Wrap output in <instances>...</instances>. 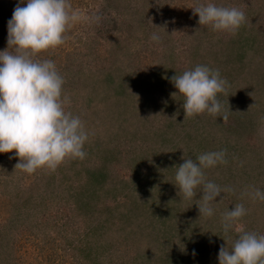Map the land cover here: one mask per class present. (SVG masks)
<instances>
[{
	"label": "trees",
	"instance_id": "1",
	"mask_svg": "<svg viewBox=\"0 0 264 264\" xmlns=\"http://www.w3.org/2000/svg\"><path fill=\"white\" fill-rule=\"evenodd\" d=\"M173 1L171 0V10L167 11L165 0H161V4L159 2L150 4V1L143 3L134 2L131 7L132 12L129 10L131 15L119 21L118 30L121 33L124 30L123 27L131 28V26L133 30L136 29L138 26L137 17L142 10H147L145 14L155 15L160 21H164V17H167L168 13L169 18H173L172 24L174 25L178 21L179 15L185 12L183 10H191L192 7L182 3V1L188 0ZM229 1L231 2V0L224 1L222 5L230 7ZM26 2L27 0H24L21 6H26ZM18 3H20V0H0V28L2 29L3 25L6 32L7 22L11 19L13 10ZM214 3L217 5V1ZM118 5L123 6L120 0H117ZM125 6L128 7L127 5ZM196 18L197 15L191 18L192 22L190 24L192 27L195 26V23L198 24ZM256 21L249 22L248 17H245V21L234 34L226 31H223L222 34L216 33L217 31L213 30L210 25H203L209 28L205 36L216 35L213 37L215 40L206 41L205 39H200L204 44L202 42L195 44L193 41L188 47L189 50L186 47H181V55L174 53L173 50L176 46L170 45V41H165L168 47H162L161 51L150 50L152 57L143 67L139 65L141 61L138 58L135 59L137 55L132 51L130 57L133 61L131 65L133 68L127 69V74L125 71L123 73V70L118 75L116 71L112 72L109 69L103 71V82L116 83L113 85V92L101 96L104 97V101L112 96L115 99H122L120 107H116L118 113L113 119L115 124L118 125L116 128L117 133L124 131L122 137L114 141L113 153L111 152V156L107 157L106 162L108 164L112 163L117 157L119 150L129 146L131 150L129 151L135 153L133 172L129 177L131 180L122 177L120 179L111 177L107 171L108 164L104 162H99L100 165L103 164V167L97 168L94 166L91 168L86 166V164L83 165V163L80 164L81 166L76 167V164L71 165L67 162L69 160H64L54 171L42 167L38 169V172L32 173L31 176L35 175L34 179L35 181L37 180L32 187L31 183L24 186L20 182H15L14 187L21 190L23 198L25 196L27 198L22 201L21 205L17 202L14 211H12L11 207L15 202L7 191L10 181L5 179L11 176L9 174L10 170L4 164L9 161L11 156V153L8 152L5 156L0 155V159L3 162L2 166H0V178L3 176L0 182V211L9 212L10 220L16 222L19 220L18 218L22 217L21 215H28L32 212L35 206L34 202L37 203V199L31 196L40 195L48 200L56 201L58 199H66L70 202L71 200L74 204V207H71V215L74 218L79 217L82 220L79 224L84 223L88 230V233H86L88 238L85 234L82 236V238L87 239L88 245L83 244L72 248L73 261L67 262L68 260L63 258V264H125L124 260L122 262L118 261V258L124 256L123 253L119 255L118 249H114L113 255L116 254L112 256V253L107 248V245L114 244V240L115 242L119 241L120 247L128 255L126 264H219L218 253L220 247L226 246L231 249L241 229L254 232L257 236H260L258 233L259 228L264 227V200L254 197V192L256 189L264 192V188L261 185L259 173L253 175L251 172L248 173V168L245 172H242L241 169L246 163L243 156V146L249 147L250 144V142L245 141V137L242 135L247 136L249 132L263 123L260 120V101L256 99L248 100L247 98H251L253 95L260 97V92L263 93L264 87H260V80L264 83V73L257 75L254 67L251 68L253 73H246V75L240 77L234 86L230 84L233 72L238 71L240 68L242 69L244 60L248 57L252 61V58H254V55L252 53L249 54L246 49L247 46L252 47L256 41L252 35ZM261 24L259 23V25ZM158 25L161 24L158 23ZM157 27V25H153L149 30L155 29L158 31ZM7 35L8 33L2 41L4 43L2 50L7 47ZM164 35L168 36L169 34L166 33ZM225 35L230 38L226 39ZM235 35L238 38H231ZM146 39L147 37L145 39L144 37H138L135 42H137L138 47L141 46L140 48H142ZM183 39L184 36H182V42ZM127 42L120 41L118 38L113 41L116 46L113 50L111 49V52L122 61L126 58V61H130L128 58L129 53L127 52L128 48L131 49L132 46L127 45ZM152 42L156 41L152 40ZM124 48L126 50L122 53ZM167 50H171V52L168 56H165ZM10 51L13 50L10 49ZM58 55L50 48L37 54L34 59L51 60L55 63ZM181 56H183V59ZM74 57L72 56L71 62L76 60ZM142 58L144 60L143 56ZM84 60L86 61V59ZM180 60H183L181 63L184 65L178 67ZM261 60L264 71V57H261ZM81 62H83L82 59H79L77 65L79 70L83 68V65L79 64ZM197 65H204L211 70H218L220 78L226 81L224 94L221 95L223 92L217 94V99L222 105V112L226 113L233 106L231 104L235 102V107L233 108H236V117L239 122L236 121L233 132H229L230 130L228 129L227 132L223 133L222 136L225 135L224 140H226L225 144L222 146L219 143L222 138L218 139L217 137L218 130L215 128L214 123L217 115L209 114L205 111L202 114L188 116L181 109L180 112L171 111L172 114L180 113V115H162L160 126L164 128L163 131L165 132L159 131V127L153 128L154 131L159 132L146 136L142 142L139 140V145L136 144L138 147H134L133 144L135 142L130 141L128 135L132 129H135V125L131 123L133 121H130L132 116L129 115L130 111L129 113L128 111L125 112L126 109L128 110L129 106H133L137 101L145 98L148 92L152 93L153 91L161 92L159 97L154 93L156 98L158 97L159 101L162 104L164 103L159 108L162 109L164 107V111L170 106L177 109L176 106L178 104L183 105L185 98L178 93V90L171 82V77L175 74L181 75L184 71L194 69ZM67 70L75 72V70L71 71L69 64ZM57 71L64 80L62 99L78 92L77 99L67 100L66 103L69 102L70 106L65 104V111H70L73 115L79 116L85 126L88 139L83 146V150L86 152L87 158L94 157V160L96 159L95 157L99 160L106 158V156H98V153L102 152V147L108 143L100 136V131L95 125L97 120L93 119L90 115L92 113L88 111L92 108L91 103L95 99L99 100L100 98V95H94V91L99 93V86L89 89L85 87L87 83L83 81L85 85L82 83L83 85L81 84L79 87H67L68 84L72 85L73 83L71 81L67 83L66 68L58 67ZM97 74L98 76L100 75L99 73ZM125 75L129 76L124 77ZM250 85L255 86L253 91L248 90ZM80 88H83L84 94H87L85 97L87 106L84 107H80V104L73 106L76 102L80 103L78 101L82 93ZM149 105L138 106V109L136 107V112L133 115H143L142 113L147 108H151L152 104L150 103ZM127 106L128 108L124 110L123 107ZM246 108L249 109V112L251 111L253 121L251 126L246 124L243 127V116ZM208 125L210 126L209 128L206 127ZM219 127L221 131L223 130L222 128L227 129L226 124H219ZM145 129L146 134L153 132L151 129ZM211 136H215L218 141L214 147L212 146L214 143L210 139ZM221 150L225 152L224 159L226 162L218 163L212 169L206 168L207 170L209 169V179H206V181L214 182L222 190L220 196L216 197L218 198L216 209L211 203L213 215H200L198 206L202 203L198 200L202 198L201 195H196L193 199L184 198L181 200V198L166 194L165 189L169 183H172L173 189L179 192L175 174L177 167L184 162L183 157L185 159L191 158L195 161L203 153ZM248 156L249 161L251 156L254 162L256 158H260V156H255V158L252 155ZM117 158L119 159V157ZM166 173H168L170 181L166 180L163 183ZM146 178H148L147 181ZM110 182L114 183V185H111L110 189L106 190L105 187ZM229 188L232 191H226ZM30 193L31 196L28 198ZM135 193L141 195L140 198L134 195ZM96 195L98 197L96 202L99 203L98 207L95 203ZM142 196L147 197L142 199ZM237 204H243L244 208H246V214L240 218L241 220H237L243 223L244 227H238V222L235 221L236 226L232 222L228 232L225 233L224 213L228 210L231 211ZM10 211L13 212V217H10ZM248 213L251 214L248 215ZM163 225L172 226V232L176 236L167 234V230L163 228ZM156 230L163 231L161 234L163 238L157 235ZM180 237H184L183 240L185 242L183 244L180 243L182 241V239H179ZM162 241H169L170 245L167 246ZM110 257L115 262H112Z\"/></svg>",
	"mask_w": 264,
	"mask_h": 264
},
{
	"label": "rangeland",
	"instance_id": "2",
	"mask_svg": "<svg viewBox=\"0 0 264 264\" xmlns=\"http://www.w3.org/2000/svg\"><path fill=\"white\" fill-rule=\"evenodd\" d=\"M123 4V6L118 5L117 6V0H69L72 9L74 11H77L81 15V19L78 22L73 23L67 32L65 33L66 39L65 42L62 45H59L58 48L52 49L54 53L59 54L56 58V68L62 67L66 68V74L68 76L67 83L71 81L73 83L72 85H67V87L75 88L79 87L83 81H85L86 88H94L99 86V93L98 91H94V95H100L99 100L95 99L91 105L92 108L88 111L92 114H90L93 119H96L95 122L96 127L100 131V136L108 143L104 147H102V152L98 153V156H106V158L102 159H96L94 160V157L87 158L85 156L84 159L79 158H67L65 160L71 165L76 164V167L81 166L80 164L83 163V165L86 164V166L93 168L96 166L97 168L103 167V164H99V162H104L105 164H108L106 162L107 157H110L113 153L114 149V141L119 140L124 131H120L117 133V126L114 122V117L117 115L118 110H116V107H120L121 98L115 99L113 96L111 98H107L105 101L103 100V96L107 93L110 94L113 92L112 89H114V83L116 82H110L105 83L103 82L102 74L103 71L106 69H109L110 71L117 72V75L120 71L123 70V73L127 74V69L133 68L132 59L130 57V53L132 51L135 52L137 56H135V59L138 58L141 62L139 65L141 67L145 66L146 63H148L151 56V51H161L162 47L167 48L168 44L165 41H170V45L176 46V48L173 50L175 54L181 55L180 50L183 46L186 47L187 50H189L190 44L194 41L195 44H199L202 42L200 39H205L206 41L212 39L215 40L213 37L216 36H210L206 35V31L209 29L206 26L199 25L198 20L199 17L197 15V23H195V26H191V18L194 16L193 9L191 10H183L185 12H182L179 17L177 18L178 21L172 24L173 18H169L168 13L167 17H164V21H160L157 19L155 15H148L145 14L147 10H142L140 14H138L137 20H138V26L136 29L131 28H125L120 33L118 30L119 21L128 15H131L129 10L131 11V7L134 5V2L143 3L146 1H150V4H157L159 2L161 4V0H120ZM175 1V0H174ZM173 1V2H174ZM217 1L218 6H223L222 4L226 0H188V1H182V3H185V5H190L192 8H194L198 3H208L212 2L214 3ZM230 2V1H229ZM228 2V3H229ZM128 7H126L125 5ZM232 3V4H231ZM234 3V5H233ZM166 4V11L171 10V0H165ZM130 6V7H129ZM152 6V5H150ZM230 7H236L239 10L243 11L245 14V17H248V21H256L255 24V30L252 33V35L248 34L249 36L253 37L256 41L252 47L247 46V51L249 54L252 53L254 55V58H252V61H250V58L248 57L244 60V66L242 69L240 68L238 71L233 72V78H231L230 84L232 86L237 84V81L240 79V77L246 75V73H253L251 68L255 67L256 74L261 75L264 73L263 71V65L261 57H264V0H231ZM1 10V9H0ZM263 11V12H262ZM132 12V11H131ZM96 16H99L100 19L97 21L95 19ZM251 18V19H250ZM176 20V19H175ZM149 23L147 26L146 24ZM161 24V25H158ZM259 23H262L259 25ZM157 25L159 30H149L151 29V26ZM1 27V25H0ZM260 28V29H259ZM205 30V32H204ZM5 33V34H4ZM168 33L169 35L166 36L164 34ZM216 33L222 34L223 31H217ZM7 32L5 31L4 26L2 25V29L0 28V51L2 50V45L4 44L2 41L5 38ZM156 34L160 37L161 42H152V35ZM182 36H184L183 42L181 41ZM138 37H147V41L145 40V43L143 45H147L146 47H138L137 42H135V39ZM120 41H128L127 45H131V49L128 48V58L130 61H126V59H123V61L119 58H116L115 54L111 52L113 48L116 46L113 41L115 39ZM225 38H230L228 35H225ZM231 38H238V36H233ZM143 40V39H141ZM164 40V41H163ZM204 44V42H202ZM165 44V46H164ZM145 48V50H144ZM112 49V50H111ZM126 50V48L123 49L122 53ZM191 51V50H190ZM170 51H166L165 56H168L170 54ZM73 53V54H71ZM248 54V55H249ZM44 56V55H43ZM72 56H75L74 59H76L74 62H71ZM144 57V60L142 58ZM183 59V56H181ZM79 59H82L83 62L79 63L83 65L82 70H79L77 67ZM86 59V61L84 60ZM260 60V62H259ZM126 61V63H125ZM183 60L179 61V66L181 67L184 64L181 63ZM68 64L71 67V71L75 70V72H69L67 70ZM260 69V71H259ZM77 70V71H76ZM99 71V72H97ZM99 73L100 75L98 76ZM84 75V76H83ZM82 76V77H81ZM129 75H125L124 77H128ZM85 78V79H84ZM101 80V81H100ZM119 81V80H118ZM264 81V80H263ZM84 82V83H85ZM83 83V84H84ZM260 87H264V83L262 80H260ZM82 84V85H83ZM85 85V84H84ZM229 86V84H228ZM257 87V86H256ZM255 88V86L250 85L248 87V90H252ZM81 90L83 88H80ZM93 90V89H92ZM80 92V91H79ZM103 92V94H102ZM225 90L221 95H223ZM161 95V92L159 91H153L148 92L147 95H145V98L142 100L136 102L133 106L123 107L125 112L130 111L129 115H132L130 117V121L133 125H135V129H132V131L129 132L130 141H134L135 144L134 147H138L139 143L138 141L142 142L146 136L154 135L155 133H158L159 131H163L164 128L160 126L162 120V117L164 115H180L177 113H171V111H181L183 110V105L178 104L176 108H171V106L164 111V107L161 109L162 102L159 101L158 97L156 98V95ZM264 91L263 93L260 92V97L252 96L251 98H247L248 100L256 99L257 101H260V120L263 121L262 124L258 125L256 128L253 129V131L249 132L248 135H242L245 137V141L250 142L249 147L243 146V156L245 159V164L242 167L241 171L245 172L248 168V173L251 172L253 175L259 173L260 174V180L261 185L264 188ZM103 95V96H101ZM87 94H84V91L82 90V93L80 95V99L78 100L80 103L76 102L73 104V106H79L84 107L86 105L85 97ZM78 92L70 94L67 97V100H73L77 99ZM153 98V99H152ZM85 100V105H84ZM117 101V103H116ZM151 108H147L142 114H135L136 107L138 109V106H150ZM66 105H69V102L66 103ZM233 105L226 113L220 112L218 115L215 116V128L218 130V139L222 140L219 142L223 146L225 144L223 133L227 132L228 129L229 132H233L236 126V121H238L236 117V108L235 102L232 103ZM70 106V105H69ZM153 106H155L153 108ZM181 107V108H180ZM164 111V112H163ZM184 111V110H183ZM171 113V114H170ZM140 115V116H139ZM163 115V116H162ZM227 115V119L223 120V116ZM231 120V121H230ZM240 120V119H239ZM139 121V123H138ZM253 121V115L251 111L249 112V109H245V113L243 116V127L246 124H250ZM219 124H226L227 129L219 127ZM210 125V124H209ZM206 126L209 128L210 126ZM159 127V131H154L153 128ZM151 129L152 133L146 134V129ZM145 132V133H144ZM148 132V131H147ZM165 132V131H163ZM241 136V137H242ZM137 139V141H135ZM211 141L214 143L212 146H216L217 140L215 136H211ZM109 140V141H108ZM138 144V145H136ZM129 146H125L124 148H121L119 150V153L117 154L115 160L112 161V163L108 164L107 171L109 172L108 175L111 177H114L115 179L126 178L127 180H131L130 175L133 172V165H134V158L135 153H131L129 151ZM97 151V150H96ZM95 151V152H96ZM240 151V150H239ZM94 152V153H95ZM112 152V153H111ZM11 156L9 158V161H6L4 164L5 167L10 170L8 179L10 181V185L7 186V191L9 192V195L15 202L14 205L11 207V210L14 211L17 202L21 205L26 200L27 196L23 198V194L21 193V190H18L14 187L15 182H20L21 184L28 185L31 183V187L35 185L34 176L31 174H28L26 172H23L22 170L15 168V165L17 164L19 158L15 156V150L10 152ZM7 153H0L1 156H5ZM127 154H129L127 156ZM252 155L256 157L260 156V158H256L255 162L254 159L250 156ZM127 156V157H125ZM235 159V158H234ZM258 159V160H257ZM3 162L0 159V166H2ZM142 167V166H141ZM213 167H209V169H212ZM161 169V168H160ZM209 169L206 168L203 169L205 179H209ZM1 171V169H0ZM38 172V169L35 171ZM34 172V173H35ZM162 173V172H161ZM3 176H1L2 178ZM0 178V182H1ZM148 178H146L147 181ZM151 179V178H150ZM152 180V179H151ZM166 180L170 181V178L168 177V173L165 174V178L163 179V183H165ZM72 181V180H71ZM153 182V181H152ZM160 182V181H159ZM154 184V183H153ZM158 184V183H156ZM172 183H169L165 189L166 194H170L173 197L184 199L185 197L181 192H178L176 189L174 190ZM111 185H114V183L110 182L108 186L105 187L106 190H109ZM159 186V185H158ZM159 187H162L161 185ZM256 187V186H255ZM176 191V192H175ZM196 195H203L202 193V186H199L197 189ZM175 195V193H177ZM172 193V194H171ZM134 195H137L139 198L141 195L138 193H135ZM31 193L28 194V198H30ZM37 199V203H35L34 208L32 209V212L28 215L23 214L22 217L18 218L19 220L16 222H12L9 218V212L0 211V264H63V258L68 260L67 262H71L72 260V248L77 247L79 245H88L87 239L82 238L83 234L86 235L88 233L86 227L83 224H79L80 221H82L79 217L74 218L71 215V207H74L73 202H70L66 199H58L56 200H48L43 196L40 195H34L31 196ZM147 196H142L141 198L145 199ZM97 195L95 197V203L97 202ZM202 203V200H198ZM218 201V198L215 199L213 203V207L216 209V203ZM215 203V204H214ZM99 203H96L98 207ZM111 204V203H110ZM210 207L211 204H210ZM246 209V208H245ZM25 210V209H24ZM10 211V217H13V212ZM251 213H248V215ZM254 214V213H252ZM255 215V214H254ZM253 215V216H254ZM241 220V219H240ZM175 221V219H174ZM12 222V224H11ZM238 227L242 228L243 223L237 221ZM76 223V224H75ZM234 226H236L235 221L233 222ZM79 226V227H77ZM163 228L166 229V233L170 235L176 236L172 232V226H166L163 225ZM157 235L162 237L163 231L156 230ZM260 236H264V227L261 229L259 228L258 231ZM87 237V235H86ZM179 237V236H177ZM88 238V237H87ZM163 238V237H162ZM184 237H180L179 239H182L180 241L181 244H183L185 241L183 240ZM119 241L115 242L114 244L107 245L108 250L112 253H114V249H118V254L123 253L124 256L121 258H118L119 262L128 261V255L123 250V248L120 247ZM165 245L169 246V241H162ZM126 249V248H125ZM65 254V255H64ZM66 256V257H61ZM112 260V258L110 257ZM112 262H115L112 260ZM129 264V263H127Z\"/></svg>",
	"mask_w": 264,
	"mask_h": 264
},
{
	"label": "clouds",
	"instance_id": "3",
	"mask_svg": "<svg viewBox=\"0 0 264 264\" xmlns=\"http://www.w3.org/2000/svg\"><path fill=\"white\" fill-rule=\"evenodd\" d=\"M23 3L20 0L7 22V47L0 51V153L15 150L19 158L15 168L32 174L42 167L54 171L67 158L84 159L83 146L88 134L79 116L65 111L64 80L55 63L34 59L37 54L62 45L65 33L80 21L81 15L72 9L69 0H27L26 6H21ZM192 9L199 17V25H210L216 31L234 34L245 21L244 12L236 7L208 2L198 3ZM95 19L99 21L100 17ZM151 39L158 42L160 37L153 34ZM171 82L185 98V115L207 111L219 116L222 105L217 94L225 90L226 81L220 78L218 70L197 65L181 75L175 74ZM226 119L224 115L223 120ZM224 157L223 150L206 152L195 161L183 157L184 162L177 167L175 180L186 199H193L196 189L202 186L200 215H213L210 204L222 192L214 182L206 181L203 169L225 163ZM254 197L264 200V192L256 189ZM245 214L243 204L226 211L225 233L232 222ZM218 261L219 264H264V236L241 229L231 249L220 247Z\"/></svg>",
	"mask_w": 264,
	"mask_h": 264
}]
</instances>
